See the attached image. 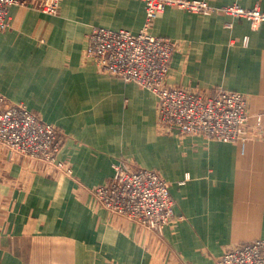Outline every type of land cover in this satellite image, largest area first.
Segmentation results:
<instances>
[{"label":"crops","instance_id":"0c3cea01","mask_svg":"<svg viewBox=\"0 0 264 264\" xmlns=\"http://www.w3.org/2000/svg\"><path fill=\"white\" fill-rule=\"evenodd\" d=\"M264 9V0H206ZM141 0H61L57 13L9 8L0 27V92L61 130L71 173L0 147V264H216L264 239V22L168 6L152 32L177 43L167 83L248 97L246 140L167 131L158 96L101 71L87 55L95 27L138 33ZM154 169L170 183L175 222L161 231L109 212L94 187L115 165Z\"/></svg>","mask_w":264,"mask_h":264},{"label":"built area","instance_id":"2783aa9c","mask_svg":"<svg viewBox=\"0 0 264 264\" xmlns=\"http://www.w3.org/2000/svg\"><path fill=\"white\" fill-rule=\"evenodd\" d=\"M61 0H0V27H9V8L33 4L48 13H57ZM146 19L142 29L95 27L89 36L87 55L102 72L153 91L159 99V123L167 131L200 135L211 140L244 141L251 119L248 97L218 87L201 91L167 83L170 61L177 43L152 32L157 17L175 6L200 14L223 13L244 18L257 27L264 22V9L237 3L214 6L206 0H141ZM264 111L256 115L260 124ZM63 139L61 130L44 121L24 104L10 102L0 92V147L9 159L16 157L43 161L71 173L59 159ZM170 183L154 169L135 168L121 162L112 179L93 188L95 200L109 212L134 220L147 230L161 231L175 222V201ZM216 264H264V239L227 249Z\"/></svg>","mask_w":264,"mask_h":264}]
</instances>
